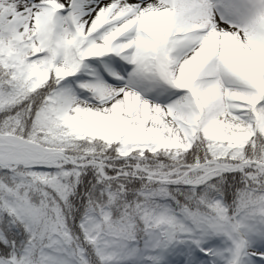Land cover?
<instances>
[{"label": "snow or ice", "instance_id": "obj_1", "mask_svg": "<svg viewBox=\"0 0 264 264\" xmlns=\"http://www.w3.org/2000/svg\"><path fill=\"white\" fill-rule=\"evenodd\" d=\"M0 264H264V0H0Z\"/></svg>", "mask_w": 264, "mask_h": 264}]
</instances>
